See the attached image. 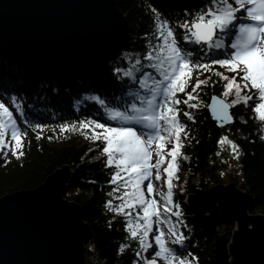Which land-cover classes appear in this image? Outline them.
<instances>
[{
    "label": "snow or ice",
    "instance_id": "obj_1",
    "mask_svg": "<svg viewBox=\"0 0 264 264\" xmlns=\"http://www.w3.org/2000/svg\"><path fill=\"white\" fill-rule=\"evenodd\" d=\"M145 10L154 27L144 33L151 37L146 50L134 57L122 53L131 67L111 69L117 80L130 78L132 90L124 103L117 97V105L109 107L105 99L92 95L87 99L103 110L98 118L58 127L63 134L77 131L79 125L85 138L101 142L94 146L109 168L106 183L113 185L104 208L114 214L112 220L122 217L127 233V242L116 249L118 256L131 248L130 264H199V258L188 251L190 241L182 231L188 225L173 193L177 158L189 136L180 117L195 121L188 109L204 106L198 96L201 86L217 83L211 76L200 78L209 72L224 82L222 96L213 95L206 105L216 123H231L230 107L244 104L264 128V0H202L195 12L185 10L182 20L163 19L152 4ZM23 111L16 96L11 104L0 97V155L5 164L25 155L29 128L39 139L47 127L32 124L26 117L21 120ZM259 139L264 141V135ZM217 143L221 147L226 143L234 157L241 155L240 145L227 135H221ZM156 181H162L166 191L157 193Z\"/></svg>",
    "mask_w": 264,
    "mask_h": 264
},
{
    "label": "trees",
    "instance_id": "obj_2",
    "mask_svg": "<svg viewBox=\"0 0 264 264\" xmlns=\"http://www.w3.org/2000/svg\"><path fill=\"white\" fill-rule=\"evenodd\" d=\"M114 2L129 24V37L122 53L134 57L146 50V40L151 37L146 38L144 33L154 30L150 12L145 10L148 4L156 6L163 19L182 20L185 10L195 12L202 0ZM122 53L114 61L106 63L100 72L82 77L71 76L60 81L45 79L39 73L0 55V97L11 104V97L16 96L24 110L21 120L26 117L32 124L47 125L39 139L28 129L25 155L20 159L12 157L5 164L0 155V198L13 192L34 189L54 170L67 166L70 176L64 198L79 205L82 219L89 225L93 236L84 253L85 264H130L133 253L131 248L126 249L123 255L116 253L118 245L127 242V233L122 217L112 220L114 214L104 208L105 201L110 198L107 193L113 185L106 183L110 178L109 168L104 166V157L94 146L101 142L85 138L79 125L77 131L63 134L58 126L86 117L98 118L103 110L98 103L87 99L92 95L105 99L109 107L117 105V97L120 104L124 103L125 95L132 90L130 78L117 80V74L111 71L112 67H131ZM213 67L224 71L219 66ZM204 76H211L217 83L201 86L198 96L204 106L188 109L195 114V121L180 117L187 126L189 136L184 138L181 155L177 158L175 176L178 178L173 180V193L188 225V228L182 229L190 241L188 251L199 258V264H230L227 246L234 223L219 214L208 196L209 186L234 182L252 197L248 214L264 217V141L259 139L264 135V128L254 119L251 107L244 104L230 107L232 123L216 127L206 105L211 96H222L224 82L209 72H204L200 78ZM178 95L183 96L182 93ZM231 98L228 97L229 100ZM251 103L249 101V105ZM16 115L20 116V113ZM221 135H227L240 145L239 157L233 156L226 143L223 147L217 143ZM185 156L187 159H184ZM156 198L162 202L160 195Z\"/></svg>",
    "mask_w": 264,
    "mask_h": 264
},
{
    "label": "water",
    "instance_id": "obj_3",
    "mask_svg": "<svg viewBox=\"0 0 264 264\" xmlns=\"http://www.w3.org/2000/svg\"><path fill=\"white\" fill-rule=\"evenodd\" d=\"M127 32L114 0H0V55L46 79L101 71L125 49ZM208 113L216 127L230 124ZM69 176L64 166L38 187L0 198V264H85L93 236L79 205L64 198ZM208 196L237 226L229 263L264 264V217L248 214L252 197L234 182Z\"/></svg>",
    "mask_w": 264,
    "mask_h": 264
},
{
    "label": "bare ground",
    "instance_id": "obj_4",
    "mask_svg": "<svg viewBox=\"0 0 264 264\" xmlns=\"http://www.w3.org/2000/svg\"><path fill=\"white\" fill-rule=\"evenodd\" d=\"M126 21H127V20H126ZM127 24H128V23H127ZM128 34H129V24H128V32H127V34H126L127 36H126V40H125V41H126V42H125V46L127 45V39H128V37H129ZM125 48H126V47H125ZM122 52H123V50L121 51V53H122ZM117 57H118V56H117ZM27 69H28V68H27ZM30 71H31V70H30ZM32 72H33V71H32ZM99 72H100V71H99ZM35 73H36V72H35ZM39 74H40V73H39ZM40 75H41V74H40ZM41 76H43V75H41ZM71 76H74V75H71ZM71 76L68 75L67 78H68V77H71ZM43 77H44V76H43ZM76 77H79V76H76ZM44 78H45V77H44ZM67 78H66V79H67ZM45 79H46V78H45ZM49 79H53V78H49ZM49 79H48V80H49ZM62 80H65V79H62ZM56 81H57V80H56ZM230 109H231V108H230ZM230 109H229V111H230ZM229 183H230V182H229ZM229 183H226V184L220 183V184H222V185H227V184H229ZM212 186H213V185H212ZM212 186H209V187H212ZM237 187H238V186H237ZM238 188H239V187H238ZM239 189H240V188H239ZM242 191H243V190H242ZM242 191H241V192H242ZM243 192H245V191H243ZM211 200H212V199H211ZM212 202H213V201H212ZM251 202H252V200H251ZM213 203H214V202H213ZM214 204H215V203H214ZM81 215H82V214H81ZM223 217H224V216H223ZM82 220H83V219H82ZM234 227H235V226H234ZM236 228H237V226H236ZM90 241H91V240H90ZM90 241H89V243H90ZM89 243L87 244V246L89 245ZM229 261H230V259H229Z\"/></svg>",
    "mask_w": 264,
    "mask_h": 264
},
{
    "label": "rangeland",
    "instance_id": "obj_5",
    "mask_svg": "<svg viewBox=\"0 0 264 264\" xmlns=\"http://www.w3.org/2000/svg\"><path fill=\"white\" fill-rule=\"evenodd\" d=\"M3 57V56H2ZM211 99V98H210ZM210 101V100H209ZM209 104V103H208ZM153 156L155 157V154H153ZM153 162H154V159H153ZM166 185L165 184H163V182L162 181H157V182H155V188H156V190H157V193H159L160 192V190L161 189H164V190H166ZM234 230L236 229V224H234ZM86 248H87V246H86Z\"/></svg>",
    "mask_w": 264,
    "mask_h": 264
}]
</instances>
